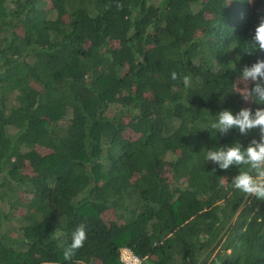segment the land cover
<instances>
[{
	"label": "trees",
	"instance_id": "1",
	"mask_svg": "<svg viewBox=\"0 0 264 264\" xmlns=\"http://www.w3.org/2000/svg\"><path fill=\"white\" fill-rule=\"evenodd\" d=\"M261 14L264 0H0V264H123L121 247L142 264H264V200L206 161L259 140L210 125L264 108L237 89L264 59L247 53Z\"/></svg>",
	"mask_w": 264,
	"mask_h": 264
},
{
	"label": "clouds",
	"instance_id": "2",
	"mask_svg": "<svg viewBox=\"0 0 264 264\" xmlns=\"http://www.w3.org/2000/svg\"><path fill=\"white\" fill-rule=\"evenodd\" d=\"M111 6L106 4L105 8ZM115 7L119 10L123 8V5L116 3ZM247 42L251 49L247 52L248 54L256 51L264 54V14L258 16L254 34ZM170 76L173 80L181 79L186 89L192 86L190 74L181 75L173 71ZM239 82L244 84L243 88H237L241 90L240 94L244 101L251 99L257 104H264V59H257L251 66H245ZM249 83L253 85L250 90ZM210 127L222 135H227L231 129H238L239 133L245 136L251 130H259V140L252 139L247 147L235 142L231 146L207 150L206 161H211L221 170L236 166L239 171L231 180L232 187L249 197L264 200V108H257L254 112L250 108H242L235 115L231 110H221ZM86 239V226L81 223L71 233L70 242L60 243L63 258L71 260L76 251L83 247ZM122 261L123 264H142V261L127 249L122 256Z\"/></svg>",
	"mask_w": 264,
	"mask_h": 264
},
{
	"label": "rangeland",
	"instance_id": "3",
	"mask_svg": "<svg viewBox=\"0 0 264 264\" xmlns=\"http://www.w3.org/2000/svg\"><path fill=\"white\" fill-rule=\"evenodd\" d=\"M254 0H251V2L253 3ZM244 84L240 83V88H243ZM8 229L11 230L14 233H17L18 230V224H17V220L12 221L10 224L7 225Z\"/></svg>",
	"mask_w": 264,
	"mask_h": 264
},
{
	"label": "built area",
	"instance_id": "4",
	"mask_svg": "<svg viewBox=\"0 0 264 264\" xmlns=\"http://www.w3.org/2000/svg\"><path fill=\"white\" fill-rule=\"evenodd\" d=\"M125 249H127L130 253L134 254L136 257H138L135 253L132 252L131 249H129V248H127V247H122V248L120 249V258H121V260H122V256L125 254ZM138 258H139V257H138Z\"/></svg>",
	"mask_w": 264,
	"mask_h": 264
}]
</instances>
